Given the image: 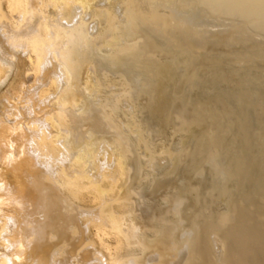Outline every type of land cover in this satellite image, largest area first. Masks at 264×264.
Segmentation results:
<instances>
[{
    "label": "bare ground",
    "instance_id": "bare-ground-1",
    "mask_svg": "<svg viewBox=\"0 0 264 264\" xmlns=\"http://www.w3.org/2000/svg\"><path fill=\"white\" fill-rule=\"evenodd\" d=\"M169 126L180 149L134 194ZM263 194L264 0H0V264H264Z\"/></svg>",
    "mask_w": 264,
    "mask_h": 264
},
{
    "label": "rangeland",
    "instance_id": "rangeland-1",
    "mask_svg": "<svg viewBox=\"0 0 264 264\" xmlns=\"http://www.w3.org/2000/svg\"><path fill=\"white\" fill-rule=\"evenodd\" d=\"M70 20H72L71 18H70ZM74 20V19H73ZM242 67H243V65H244V63H241L240 64ZM243 70H246V69H244L243 68ZM116 82V84H118L119 83V80L117 81H115ZM126 85H127V87L129 86V87H132V86H130V85H132V84H125V85H122V86H119V85H115V87L113 86V88L111 89L110 88V90L112 91V92H119L120 90H122V89H125V88H127L126 87ZM121 87H123V88H121ZM139 87V86H138ZM116 90V91H115ZM99 100V99H98ZM97 99H96V101H98ZM125 104V103H124ZM151 104H153V103H151ZM127 107H125V110L123 109V108H121V110L123 111V113H122V120H123V123L122 122H120V124H121V126L122 127H126V122H132V121H134V118L130 115V114H132L133 115V112L134 111H132V110H130L128 107H129V105H128V103H126L125 104ZM233 106H235V105H233ZM236 107V106H235ZM126 108H128V109H126ZM259 109V108H258ZM258 109H256V110H258ZM252 110L254 111L255 110V108H252ZM125 111V112H124ZM128 111V112H127ZM130 111H132V112H130ZM126 112H127V114H126ZM129 112H130V114H129ZM123 114H125V115H123ZM128 116H130V117H128ZM127 118V119H126ZM133 118V119H132ZM126 119V120H125ZM130 119V120H129ZM128 120V121H127ZM230 120H232V122L234 121L232 118H230ZM238 121V124L236 123V121H234V124L236 125V127H238V133L239 134H241L242 136H252L255 132L251 129H249V130H247L246 128H244V126H242L241 124H242V122H241V120H237ZM123 124H125V125H123ZM242 126V128H240L241 126ZM244 125V124H243ZM171 128V129H170ZM240 128V129H239ZM173 129V130H172ZM173 132V133H172ZM175 133V134H174ZM178 133V134H177ZM164 134L165 135H160V136H158V137H154V138H148V148H149V150L151 151L152 149L154 150H152L151 151V153H148V152H146L147 150H145V152H146V154H147V157H140V161H141V169H140V172H139V174H137V176H134V178L135 177H137V178H135L136 179V182H134V185L136 184L137 185V183L139 182V183H141L142 185H148V187L147 186H141V185H139V183H138V185L136 186H134V189H135V187H136V189L135 190H133V192H135L134 194H138V193H141L142 192V189L143 188H145V189H147L146 190V192H149L150 190L149 189H151L152 187H153V182H155V180H153L154 178L155 179H159L160 180V177L162 178L164 175H165V170L166 169H169L170 168V166H171V158H172V156H173V153H174V151L176 152L178 149H180V146H181V142H182V140H183V137H184V135H182L183 133L182 132H175L174 131V128L171 126H169L166 130H165V132H164ZM168 134V135H167ZM170 134V135H169ZM172 135H174V136H172ZM182 135V136H181ZM164 136V137H163ZM172 136V137H171ZM131 137L133 138V140H136V138L135 137H137L136 136V134L135 133H133V134H131ZM168 137V138H167ZM157 138V139H156ZM238 138V140H236ZM239 138H241L243 141H241ZM167 139V140H166ZM236 139H233V143L232 144H234V146H240V144L241 145H245L246 144V140H245V137H241V136H239V137H236ZM234 140H235V142H234ZM240 140V141H239ZM245 141V142H244ZM236 142H237V144H236ZM240 142V143H239ZM244 142V143H243ZM163 144H165V145H163ZM174 144V145H173ZM178 144H180V145H178ZM219 144L221 145V142H219ZM227 146V143L225 142V141H222V145L221 146ZM167 146H170V147H167ZM179 146V147H178ZM151 147V148H150ZM165 149H163V148ZM165 147H167V148H165ZM176 147V148H175ZM243 147V146H242ZM175 150H174V149ZM160 149V150H159ZM163 149V150H162ZM155 150H156V152H155ZM172 153H171V152ZM246 152V153H244V152ZM242 152H240V155L244 158V159H246V160H248V159H250L251 160V158H252V154H251V152L249 151L248 152V150H246V149H244ZM161 152V153H160ZM169 152H170V154H169ZM165 154V155H164ZM244 154H247V155H244ZM250 154V155H249ZM154 155V156H153ZM166 156V157H165ZM171 156V157H170ZM247 156V157H246ZM142 159V160H141ZM152 162H151V161ZM170 161V163H169V161ZM150 161V162H149ZM219 161V160H218ZM217 161V162H218ZM223 160H221V162H222ZM148 162V163H147ZM220 162V161H219ZM224 162V161H223ZM167 163V164H166ZM169 164V165H168ZM145 165V167H144V169L142 168V166H144ZM147 166V167H146ZM152 166V167H151ZM167 166V168H164V167H166ZM169 167V168H168ZM152 168V170H150ZM162 168H163V170H162ZM147 171H149V172H151V173H149V172H147ZM168 171V170H167ZM233 171H235V173L233 172ZM240 171H241V169H235V170H232V171H230V172H233V174H240ZM152 172H154L153 174H152ZM195 172V171H194ZM238 172V173H237ZM242 172V171H241ZM148 173V174H147ZM162 173H164V175L162 176ZM156 174H158L159 176L158 177H156V176H154V175H156ZM160 174H161V176H160ZM147 175V176H146ZM150 175H152V176H150ZM142 176V177H141ZM145 178H144V177ZM148 176H150V177H148ZM146 177H148V178H146ZM142 179V180H139L138 181V179ZM150 178H151V180H150ZM164 178V177H163ZM146 179L148 180V182L146 181ZM152 180H153V182H152ZM161 180H163V179H161ZM138 181V182H137ZM249 181H251V180H249ZM248 180H247V185H249L250 184V182H249ZM119 182H121V183H119ZM119 182L117 183V186H116V188H115V194L117 193V192H119V188L121 189V188H123V187H125V186H127V182L124 180V179H120L119 180ZM124 182V183H123ZM249 182V183H248ZM119 184H121V185H119ZM126 184V185H125ZM123 185V186H122ZM119 186V187H118ZM122 186V187H121ZM142 188V189H141ZM141 191H140V190ZM138 190L140 191V192H138ZM153 190V189H152ZM152 190L150 191V193L152 192ZM170 190V191H169ZM166 192H167V195L170 197H172V195L171 194H173V196H174V193H175V190H174V187H168L167 188V190H166ZM169 192H170V194H169ZM86 194V197L84 196V204L86 203V205H89L90 203L92 204V203H94V201L92 200V195L90 196V194L89 193H84V195ZM87 194H89L88 195V197H87ZM207 194V193H206ZM89 196H90V198H89ZM264 194L262 195V199H264ZM178 197H182V196H178ZM87 198H88V200H87ZM115 198V197H114ZM116 198H118V196L116 197ZM89 199H91L90 201H89ZM88 201H89V203H88ZM121 202V203H120ZM112 204V207H113V209L115 210V212L118 214V215H124L122 218H123V222H124V219H125V222L126 223H124V224H126V228L127 229H130L131 228V224H130V221L132 220V219H140V216L138 215V213H136L137 212V208H135L134 207V205L132 206V202H130L129 200H124V201H121V200H119V201H113V202H111ZM113 203H114V205H113ZM119 203V204H118ZM123 203H125L124 205H123ZM130 203V204H129ZM127 204V205H126ZM160 205V204H159ZM165 205V203L164 202H162L161 203V205H160V207H162V206H164ZM119 207H121V208H119ZM131 207V208H130ZM134 207V208H133ZM133 208V209H132ZM216 208V210L214 211V213L213 212H211L210 214L208 213V211L206 212V214L205 215H207V217H208V215H216V216H220V215H222V214H224V212H225V209H227V208H225V206L224 205H222V206H216L215 207ZM221 208V209H220ZM135 209V210H134ZM249 209V210H248ZM247 210H248V212L250 211V210H252L249 214L252 216L253 214H254V216L255 215H258V217H260V218H263L264 217V208H262V209H257V210H254V208H248ZM218 210V211H217ZM260 210V211H259ZM127 211H129V212H131L130 214H132V211H133V214H132V216L127 212ZM135 211V212H134ZM119 212V213H118ZM256 212H257V214H256ZM262 212V213H261ZM136 213V214H135ZM221 213V214H220ZM253 213V214H252ZM259 213H260V216H259ZM134 215H136V217L134 216ZM241 215V214H240ZM121 216H119V217H121ZM138 216V217H137ZM253 216V217H254ZM263 216V217H262ZM127 217V218H126ZM132 217V218H131ZM135 217V218H134ZM235 218H237L238 219V216H234ZM257 217V218H258ZM256 218V217H255ZM127 219H128V221H127ZM138 219V220H139ZM138 220H135V221H138ZM245 221L246 219H242L241 221ZM239 221V220H238ZM129 222V223H128ZM129 224V225H128ZM238 222L236 223V224H232L231 225V227L237 232V231H240L242 228H241V226L238 224ZM144 226H142L139 230H137V234H138V232H139V234H142L143 235V233L145 232V231H147V232H145L144 233V235H146L147 236V234H148V236L150 237V235L152 236V237H150L151 239H153V238H156L157 236H155V234L152 232V230L149 228L148 229V227H146L147 229L145 230L144 228H143ZM179 227H181V226H178V228H177V231L180 229ZM240 227V228H239ZM138 228V227H137ZM143 228V229H142ZM181 228H183L184 229V227H181ZM142 229V230H141ZM181 230V229H180ZM142 232V233H141ZM152 232V233H151ZM198 235V234H197ZM200 235V234H199ZM217 235H219V236H221V235H223V236H221V237H224V243L225 244H227L226 242H225V238H230V235H224V234H221V233H219V234H217ZM214 236V237H212L211 239L210 238H208V242H210V240L212 241V243L214 244V247H213V249H203V251L205 252L204 254H207L208 253V255H211L210 254V251L211 252H213V255H218L217 253H220V251H221V242H220V237H218V236ZM246 235V234H245ZM113 238V239H112ZM120 239H122L121 240V242L124 240V242H122V245H123V247H124V251L127 253V251L126 250H128V252L129 253H127V255L128 256H133V255H138V256H140L141 254H142V246L141 245H139V244H141L140 243V236H138V238H137V240H134V238H132V237H130L131 239H133L134 241H135V243L133 242V240H132V242H131V239L130 238H124L123 236H120L119 237ZM214 238H216V239H214ZM243 238V237H242ZM105 239H107L106 241H107V243L108 244H110L111 245V247H114L115 245H117L118 244V239L116 238V237H114V236H111V237H105ZM115 239V240H114ZM117 239V240H116ZM126 239V240H125ZM130 239V241L129 242H127L128 240ZM204 239V242L206 243L207 242V238H203ZM218 239V240H217ZM244 239H245V237H244ZM114 240V241H113ZM246 240V239H245ZM218 241V242H217ZM114 242V243H113ZM138 242V243H137ZM208 242L206 243V244H208ZM220 242V243H219ZM116 243V244H115ZM124 243V244H123ZM128 243V244H127ZM133 243V244H132ZM170 245H172L171 243H169ZM134 247V248H133ZM137 248V249H136ZM218 249V250H217ZM257 249V248H256ZM139 251V252H138ZM141 251V252H140ZM206 251H208L207 253H206ZM260 251L261 252H259V250L257 249L256 251H255V254L256 255H258V256H264V250H261L260 249ZM132 254H131V253ZM216 252V253H215ZM260 253V254H257V253ZM139 253V254H138ZM141 253V254H140ZM263 253V254H262ZM134 257V256H133ZM135 257H137V256H135ZM188 259H190V258H188ZM195 260H197L196 258H194ZM194 259H190V260H188L187 261V263L189 264V261H190V263H195V260ZM215 258H214V256H212V260H214ZM187 260V259H186ZM210 261H211V259H210ZM212 262V261H211Z\"/></svg>",
    "mask_w": 264,
    "mask_h": 264
}]
</instances>
